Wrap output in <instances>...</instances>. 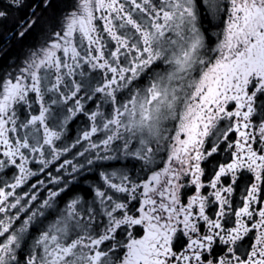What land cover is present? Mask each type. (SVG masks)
<instances>
[{"label":"snow or ice","instance_id":"1","mask_svg":"<svg viewBox=\"0 0 264 264\" xmlns=\"http://www.w3.org/2000/svg\"><path fill=\"white\" fill-rule=\"evenodd\" d=\"M0 264H264V0H0Z\"/></svg>","mask_w":264,"mask_h":264}]
</instances>
